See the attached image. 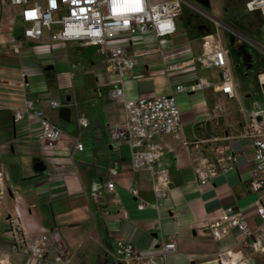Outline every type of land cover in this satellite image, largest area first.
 Listing matches in <instances>:
<instances>
[{
	"label": "crops",
	"instance_id": "crops-1",
	"mask_svg": "<svg viewBox=\"0 0 264 264\" xmlns=\"http://www.w3.org/2000/svg\"><path fill=\"white\" fill-rule=\"evenodd\" d=\"M179 19L185 29L173 37L157 40L147 35L133 39L129 51L135 56V68L123 76L107 73L98 50L85 56V49L93 47L47 41L50 48H46L25 41L17 31L19 24L14 35L3 41L7 48L21 47L18 54L11 49L4 52L0 77L19 80L24 70L31 88L27 92L0 87V161L20 196L23 224L30 231L43 226L60 233L67 248V262L63 264H114L118 242L131 243L142 256L154 257L158 264H223V254L230 255L236 264H264V255L245 245L239 229H232L217 241L209 228L225 210L233 208L254 230L260 222L258 206H264V189L256 192L250 185L253 148L249 140L240 137L242 121L238 129H225L222 103L234 99L215 88L220 71L198 61L207 52L204 42L210 41L214 48L213 40L205 37V31L194 30L186 11ZM28 44L33 50L26 49ZM220 44L228 47L225 41ZM232 58L231 51V69L235 64ZM172 65L183 66L171 71ZM49 66L53 69L46 71ZM199 82L209 86L194 89ZM122 85L133 99L175 95L186 139L205 141L202 153L210 159L219 148L238 153L235 170L201 185L195 171L194 149L187 150L171 136H157L151 142L163 148V156L154 169L168 170L169 194L159 210L152 208L154 176L148 169L136 171L129 144L114 138L115 128L125 123V111L122 104L110 99L109 92ZM178 86L186 91L177 93ZM237 94L240 101V94L249 93L240 86ZM26 97L35 99L48 120L65 133L55 151L38 143L41 129L36 120L26 118L16 124L13 113L2 110L21 107ZM52 99L60 100V108L49 107ZM240 104L243 107L244 102ZM81 114L87 117V128L79 126ZM75 138L84 145V151L75 154L72 164ZM115 166L119 172L116 193L127 218L118 216L120 207L105 193L108 170ZM131 188L139 190V198L131 194ZM140 200L147 203L142 211L138 210ZM14 207L11 196L0 206V225L7 228L3 234L0 231V246L5 248L10 245L7 217ZM106 209L109 215L104 214ZM173 240L177 250L164 258L162 246ZM13 261L20 262L15 256Z\"/></svg>",
	"mask_w": 264,
	"mask_h": 264
},
{
	"label": "built area",
	"instance_id": "built-area-1",
	"mask_svg": "<svg viewBox=\"0 0 264 264\" xmlns=\"http://www.w3.org/2000/svg\"><path fill=\"white\" fill-rule=\"evenodd\" d=\"M248 13L264 15V0H247L245 4ZM195 16L206 17L205 8L192 0H0V65L4 52L11 49L20 53L19 46L7 48L3 46L6 36H13L17 24L20 26L25 41L43 47L48 42H70L80 47L97 48L102 57L108 74L123 76L135 68V56L129 51L133 39L152 35L155 39L173 37L177 34V20L184 12ZM213 17V16H212ZM217 26L220 25L217 23ZM243 39L242 37H239ZM244 40V39H243ZM12 41L14 39L12 38ZM251 47L252 43L244 40ZM206 53L198 58L206 67L220 71L218 84L215 86L228 99H237L239 83L234 81L230 65L231 51L221 45L213 48L210 41L204 42ZM48 48V49H49ZM264 55V48L260 50ZM183 65H172L171 71L182 69ZM1 69V68H0ZM19 80H3L0 77V87L5 85L29 91L31 84L24 70L20 71ZM260 87L261 101L254 100L251 109L240 108L242 116L241 139L251 142L253 148L254 168L251 173V188L258 192L264 189V71L257 74ZM209 86L199 82L194 89H204ZM183 86L176 88L177 93H184ZM114 102L120 103L125 111V123L114 130V138L118 142H127L131 148V161L136 171L148 169L155 178V200L151 207L159 210L163 200L169 194V172L165 168L155 171L154 166L161 160L163 148L151 140L157 136L168 135L187 149H194L195 171L201 185L220 174L235 170L239 163L238 153H227L223 148L215 151V157L210 159L203 155L202 144L205 141L190 142L185 137L177 98L173 94L159 95L154 98H129L122 86L115 87L109 92ZM59 99L49 101L53 110L60 108ZM13 113L14 123H20L31 118L39 123L41 133L37 138L41 146L55 151L65 133L53 125L39 108L37 101L31 97L24 99L21 107L2 108ZM81 128L88 127L84 114L78 117ZM74 152L84 151V145L78 138L74 139ZM105 182V193L109 201L120 207L118 216L127 218V213L121 208L116 193V181L119 177L117 166L108 170ZM131 194L139 198V190L131 188ZM11 196L15 201L14 212L7 217L8 231L6 237L10 241L8 248L0 246V264H27L25 259L33 264H63L67 262V248L60 233L43 226L30 231L22 222L19 207L20 196L10 181L6 166L0 161V206ZM147 203L140 200L138 210L146 208ZM260 219L257 227L252 230L245 218L233 208L225 210L224 214L209 228L217 241L227 236L232 229H239L244 236L245 245L254 253L264 255V206L257 209ZM105 215L110 211L105 210ZM175 240L163 244L162 256L166 258L175 253ZM20 262L15 263L13 257ZM228 254L222 255L223 264H236ZM114 264H158L154 257H144L139 249L128 242H118L113 254Z\"/></svg>",
	"mask_w": 264,
	"mask_h": 264
},
{
	"label": "rangeland",
	"instance_id": "rangeland-1",
	"mask_svg": "<svg viewBox=\"0 0 264 264\" xmlns=\"http://www.w3.org/2000/svg\"><path fill=\"white\" fill-rule=\"evenodd\" d=\"M246 2L247 0H210L211 7L205 9L206 17L198 16L197 20L193 21L194 30L197 26H201V30L205 31V37L211 36L215 47L221 46L220 43L225 41L232 51V59L235 63L232 67L234 80L240 84L244 93L248 92L250 95V97H246L247 94H240V101L235 99L222 103V113L226 114L224 117L227 121L225 129L228 130L240 128L242 121L240 102H244L243 108L249 111L254 100L260 102L262 99L257 83V74L264 71V55L260 52L264 48V15L248 13L245 8ZM217 23L220 27L217 26ZM177 27L178 30L185 29V24L181 19L177 20ZM17 28V31L20 32L19 26ZM196 30L198 31L197 28ZM218 35L221 37H217ZM239 37L250 41L253 47L246 45L244 40ZM236 42L247 47L246 49L251 50L256 56V64L252 69H247L237 55ZM23 47L26 46L23 45ZM26 49L33 50L29 44ZM95 51L97 48H86L85 56L87 53L92 56ZM6 229L4 224L0 225L2 234ZM29 261V259H25L27 264Z\"/></svg>",
	"mask_w": 264,
	"mask_h": 264
},
{
	"label": "flooded vegetation",
	"instance_id": "flooded-vegetation-1",
	"mask_svg": "<svg viewBox=\"0 0 264 264\" xmlns=\"http://www.w3.org/2000/svg\"><path fill=\"white\" fill-rule=\"evenodd\" d=\"M188 18L192 21L197 20V16L193 15V14H188ZM197 29H201V26H197ZM247 47H245L244 45L236 42L235 45V49L237 51V55L239 56L240 60L243 62L244 66H246L247 69H252L253 66H255L256 64V56L254 55V53L251 50H247ZM246 55H251L252 59L250 62H246L245 60L248 59L246 58ZM246 63V64H245Z\"/></svg>",
	"mask_w": 264,
	"mask_h": 264
},
{
	"label": "water",
	"instance_id": "water-1",
	"mask_svg": "<svg viewBox=\"0 0 264 264\" xmlns=\"http://www.w3.org/2000/svg\"><path fill=\"white\" fill-rule=\"evenodd\" d=\"M192 1H195L196 3H198L199 5H201L203 8H205V9H209L210 7H211V3H210V0H192ZM246 58H248V59H246L245 61L247 62H250L251 61V59H252V56L251 55H246ZM53 69V66H49V67H47L45 70L46 71H50V70H52ZM246 97H250V95L249 94H247L246 95Z\"/></svg>",
	"mask_w": 264,
	"mask_h": 264
}]
</instances>
